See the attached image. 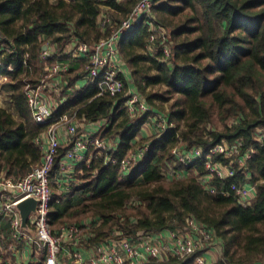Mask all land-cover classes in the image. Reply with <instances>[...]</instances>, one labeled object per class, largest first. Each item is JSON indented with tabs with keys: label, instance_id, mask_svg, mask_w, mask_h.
Instances as JSON below:
<instances>
[{
	"label": "trees",
	"instance_id": "16d2710c",
	"mask_svg": "<svg viewBox=\"0 0 264 264\" xmlns=\"http://www.w3.org/2000/svg\"><path fill=\"white\" fill-rule=\"evenodd\" d=\"M139 0H0V79L11 93L16 113L0 106V169L25 175L42 161L36 138L48 124L38 123L28 104V83L39 86L47 65L69 62L62 77L73 86L83 78L87 60L75 61L63 53L73 37L96 43L111 34L99 24L102 4L111 9L115 23L121 22ZM154 13L165 25L172 44L169 59L157 41L154 55L147 50L149 26L141 21L120 45L129 68L125 89L119 95H99V85L90 79L70 91L56 115L74 113L88 122L107 119L101 135L119 138L112 154L121 159L139 144L150 149L131 171L119 164H106L103 155L79 165L77 180L69 191L54 187L49 222L54 232L64 226L91 224L85 234L89 247L120 230L133 237L171 229H192L187 219L195 218L213 231L221 252L213 264H256L264 260V0H157ZM10 42V51L3 50ZM45 44L55 45L47 63ZM12 67V71L9 70ZM52 79L55 77H51ZM84 79V78H83ZM135 91L149 109L130 115L125 100ZM167 109V111H165ZM168 113L174 123L161 135L140 137L143 126ZM241 140L240 155L250 148L255 153L244 166L236 163V174L228 179L214 176L211 192L191 173L170 179L165 174L175 161L172 149L201 145L205 157L210 148ZM70 144L60 147L62 156ZM58 157V158H59ZM215 161L229 163L221 154ZM200 159L189 168L208 173ZM185 167L184 163L175 164ZM251 173L257 195L248 206L235 197L231 185ZM228 192V193H225ZM135 199L138 204L130 205ZM205 249L187 256L149 258L143 264H196Z\"/></svg>",
	"mask_w": 264,
	"mask_h": 264
},
{
	"label": "built area",
	"instance_id": "2783aa9c",
	"mask_svg": "<svg viewBox=\"0 0 264 264\" xmlns=\"http://www.w3.org/2000/svg\"><path fill=\"white\" fill-rule=\"evenodd\" d=\"M156 1L139 0L133 10L119 23H115L109 13L111 8L102 4L103 10L99 15V24L103 29L111 27V34L96 43H86L73 37L63 51L72 60H87L86 68L82 72L84 79L78 80L73 86H68L70 82L63 79L62 73L69 70V62L59 61L46 66L42 77L47 81L51 77L56 78L55 82L49 84L51 87L46 88L58 95L57 102L51 101L47 95L45 98L41 96L37 86L27 84L28 104L34 119L38 123L49 126L36 138L43 152L40 163L23 176L14 175L9 169H0V264H65L62 254L68 247L71 248L67 252L68 256L73 259L74 264H143L151 257L165 259L170 254L184 257L199 249H205V251L197 257L196 264H213L209 260V254L215 242L218 244V241L215 240L213 231L195 218L187 219L192 228L190 230L178 228L133 237L123 236L118 230L115 235L90 247V238L85 232L91 224L96 222L95 219L91 218L88 225L64 226L60 232H54L49 222L54 187L59 191L71 190L77 180L78 172L80 173L78 167L81 163L89 164L90 160L105 154L106 164L117 162L121 171L128 173L150 149V142H144L123 158L118 159L112 152L117 150L119 138H107L101 135L107 119L88 122L79 118L77 111L59 115H56V111L66 100L69 92L81 88L83 81L87 79L98 83L99 95L108 93L116 96L124 91L125 79L130 74L121 56L120 45L123 38L141 21L149 26L148 52L154 55L157 41H160L166 58H170L172 54L170 32L165 25L158 22L154 13ZM0 39H5L1 31ZM45 46L46 49L43 46L42 57L47 63L56 47L49 44ZM11 47L8 41L1 48L10 51ZM9 70L12 71V67H9ZM7 102L9 101L4 102L3 94L0 92V106L3 107ZM125 107L131 116L139 110L149 109L148 104L132 90L125 100ZM153 124L154 134L157 135H161L174 125L165 114L155 118ZM65 138L66 143H64ZM257 139L264 140L263 128L258 129ZM67 143L70 147L59 157L60 147ZM241 145V140L232 144L215 145L210 148L206 157L204 147L201 145L191 148L176 146L172 149L176 162L167 167L165 174L173 179L194 173L205 189L211 192L217 191L211 183L213 177L217 176L223 180L233 177L236 174V163L244 166L255 153V149L250 148L245 154L240 155ZM216 154L232 158V160L229 163L215 161L213 156ZM200 159L205 160L204 163L208 169L206 174L193 172L189 168ZM179 163H184L186 168L176 167L175 164ZM243 172L246 180L239 184L233 183L231 188L238 201L248 206L257 195V184L252 181L251 173H247L246 169ZM29 197H34L37 205L30 213L27 224L24 225L19 204ZM138 203L139 201L135 199L129 202L130 205ZM87 255L89 257L85 262ZM256 264H264V261Z\"/></svg>",
	"mask_w": 264,
	"mask_h": 264
},
{
	"label": "rangeland",
	"instance_id": "374dc122",
	"mask_svg": "<svg viewBox=\"0 0 264 264\" xmlns=\"http://www.w3.org/2000/svg\"><path fill=\"white\" fill-rule=\"evenodd\" d=\"M127 68H128V67H127ZM128 69H129V68H128ZM126 71H127V70H126ZM127 72H129V74H130V71H129V70H128ZM129 77H130V75L128 76V78H129ZM4 80H5V77L0 79V92L3 94L4 102H6V101H9V98L11 97V96H10L11 93H10V92H6V91L2 88V85H3ZM55 80H56V78H55L54 80H52V78H50V80H48V81H44V82L42 83V85H39V86H37V87L39 88V93H40L41 96H43V97L45 98L46 95H47V97H48L51 101H55V102H57V100H58V95H57L54 91L47 89V88L51 87L49 84H52L53 82H55ZM46 87H47V88H46ZM46 90H48V92H47ZM3 107H6L9 111H11V112L14 113V114L16 113L15 108L12 107L10 104H6V103H5V105H3ZM165 111H167V109H165ZM164 114L168 116V113H164ZM172 126H174V125H172ZM139 136L142 138V135H141V134H140ZM143 138H144V137H143ZM227 144H229V143H227ZM215 240H216V239H215ZM217 240H218V239H217ZM217 240H216V241H217ZM215 246H216V242H215ZM213 248L215 249V252L212 251ZM213 248L211 249V251H212V255H213L214 259H217V257L219 256L218 251H217V248H216V247H213ZM219 248H220V247H219ZM211 251H210V253H211ZM263 261H264V260H263ZM263 261H261V262H263Z\"/></svg>",
	"mask_w": 264,
	"mask_h": 264
},
{
	"label": "crops",
	"instance_id": "0c3cea01",
	"mask_svg": "<svg viewBox=\"0 0 264 264\" xmlns=\"http://www.w3.org/2000/svg\"><path fill=\"white\" fill-rule=\"evenodd\" d=\"M53 48H54V46H53ZM7 104H10V101L7 102ZM11 106L14 107L13 104H11ZM154 132H155V127H154L153 122H148V123H146V124L143 126L142 131H141L140 134L142 135V137H148V136L153 135ZM64 143H66V138H65V140H64ZM216 248H217L218 254L220 255L221 249H220L219 247H216ZM70 250H71V248L68 247L67 249H65V250L63 251L62 258H63V261H64L65 264H74L73 259L70 258V257L68 256V253H67V252L70 251ZM89 251H90V253H91V252H92V249L90 248ZM212 251L215 252V249L213 248ZM212 251H211V253L209 254V258L214 262L216 259H214L213 255H212ZM89 255H90V254H89ZM89 255L86 256L85 262H86V260H88ZM217 258H218V257H217ZM87 264H88V263H87Z\"/></svg>",
	"mask_w": 264,
	"mask_h": 264
},
{
	"label": "water",
	"instance_id": "95a60500",
	"mask_svg": "<svg viewBox=\"0 0 264 264\" xmlns=\"http://www.w3.org/2000/svg\"><path fill=\"white\" fill-rule=\"evenodd\" d=\"M44 49H46L45 45H44ZM36 205H37V200L34 197H29L23 200L19 204V208L21 210L24 225L27 224L30 213L35 209Z\"/></svg>",
	"mask_w": 264,
	"mask_h": 264
},
{
	"label": "bare ground",
	"instance_id": "6f19581e",
	"mask_svg": "<svg viewBox=\"0 0 264 264\" xmlns=\"http://www.w3.org/2000/svg\"><path fill=\"white\" fill-rule=\"evenodd\" d=\"M84 60V59H83ZM75 61H81V60H75ZM87 64V63H86Z\"/></svg>",
	"mask_w": 264,
	"mask_h": 264
}]
</instances>
